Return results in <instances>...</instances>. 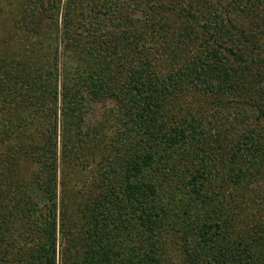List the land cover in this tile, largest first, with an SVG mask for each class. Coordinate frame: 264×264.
<instances>
[{"label":"trees","instance_id":"trees-1","mask_svg":"<svg viewBox=\"0 0 264 264\" xmlns=\"http://www.w3.org/2000/svg\"><path fill=\"white\" fill-rule=\"evenodd\" d=\"M261 35L264 0H0V264H264Z\"/></svg>","mask_w":264,"mask_h":264},{"label":"rangeland","instance_id":"rangeland-1","mask_svg":"<svg viewBox=\"0 0 264 264\" xmlns=\"http://www.w3.org/2000/svg\"><path fill=\"white\" fill-rule=\"evenodd\" d=\"M74 16H75V14H73L72 17L70 18V23L74 22ZM61 22H62V18H61ZM4 26H5V24H4ZM4 31H5V27H2L1 33H3ZM261 38L264 39V35H261ZM189 80H190V78H186V81L189 82ZM84 96H86V93H84ZM200 102L205 103L201 100H200ZM205 104H207V103H205ZM115 108H116L115 104L109 100L92 101V102L86 104L85 105L86 111L84 113V119L86 121V124L91 126V125L97 123L99 120H101L106 115V113H108L111 109L113 110ZM60 118H61V112L59 115V119ZM59 130H60V128H59ZM58 140L60 142V138H58ZM31 171H32V168L24 167L22 169V174L27 175ZM28 195L30 196L31 200H33L39 206V208H41L45 205L46 201H45L44 196L41 194V192L34 185L28 191ZM60 249L61 248L58 245V253H57L58 254V262L60 261V251H59Z\"/></svg>","mask_w":264,"mask_h":264}]
</instances>
